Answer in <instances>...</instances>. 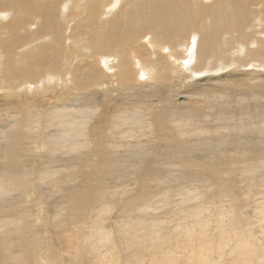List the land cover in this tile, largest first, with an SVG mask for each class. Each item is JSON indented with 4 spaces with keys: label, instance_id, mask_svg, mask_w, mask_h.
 Returning a JSON list of instances; mask_svg holds the SVG:
<instances>
[{
    "label": "bare ground",
    "instance_id": "bare-ground-1",
    "mask_svg": "<svg viewBox=\"0 0 264 264\" xmlns=\"http://www.w3.org/2000/svg\"><path fill=\"white\" fill-rule=\"evenodd\" d=\"M0 264H264V0H0Z\"/></svg>",
    "mask_w": 264,
    "mask_h": 264
},
{
    "label": "rangeland",
    "instance_id": "rangeland-1",
    "mask_svg": "<svg viewBox=\"0 0 264 264\" xmlns=\"http://www.w3.org/2000/svg\"><path fill=\"white\" fill-rule=\"evenodd\" d=\"M67 17V16H66ZM66 47L68 48L69 47V42H68V40L66 41ZM116 61H117V57H116V59H115ZM230 67V66H229ZM241 67H243V66H241ZM226 69V68H225ZM116 70H114V72H115ZM216 71H217V69H215V75H216ZM226 71H228V69H226L224 72H226ZM217 74H221V72H219V73H217ZM112 83H114V82H112L111 81V85H112ZM111 88H113V89H115V85H112V86H110ZM49 91L47 92V93H45L44 91H43V88H40V92H38V91H30L29 93L28 92H26V91H24L23 92V95H21V99L20 100H23L24 101V99H26L27 97H34L36 100H38V101H43L42 103H46V102H49L50 104H52L53 102H54V104L57 102V97L54 95V94H56V91H54L53 89H48ZM111 92H113V95H112V98L115 96L114 95V90H111ZM32 93V94H31ZM24 94H26V95H24ZM29 95V96H28ZM6 99H8L7 101H6V103L8 102H15L16 100H14L13 98H10V96L8 95V97L6 98ZM151 99H153V98H151ZM56 100V101H55ZM115 101V100H114ZM98 113H100V110L98 111ZM150 133H151V131H150ZM152 134V133H151ZM150 137L151 138H153L151 135H150ZM235 179V178H234ZM230 183H234V184H236V181L235 180H233V181H231ZM122 199H123V196L121 197V200H120V204H121V202H122ZM219 199H220V197H208V199H205V201H209V202H211V204H213V205H215L214 204V201H218L219 203H220V201H219ZM248 202H250V205H252V206H254V202L253 201H248ZM113 204H115L114 202H113ZM221 204V203H220ZM120 207V205L119 204H115V208H113V212H112V220L113 219H115V220H123L124 218H125V216H123L122 217V215L121 214H119L118 213V211H117V208H119ZM122 217V218H121ZM115 220H113L114 222H115ZM70 228H71V230H72V232L74 231V227L73 226H70ZM76 233V232H75ZM75 233H73V235H72V239L74 240V242H75V244L73 245V246H78L79 244H81V243H87V241H86V239L84 238V237H82L81 239H79V236H77ZM84 234V233H83ZM64 242H66V240H64L60 245L63 247V248H67V249H69L70 250V248H68V247H66V245H64ZM51 243H54V241L52 240L51 241ZM88 244V243H87ZM52 245V251L54 250V246H53V244H51ZM68 245V244H67ZM118 249H120V248H122L121 246H118L117 247ZM52 251H51V253L50 254H52ZM120 251V250H119ZM122 251H123V248H122ZM52 259H53V257H52ZM70 260V257L67 259V262ZM115 260H118V261H121V258H119V259H115Z\"/></svg>",
    "mask_w": 264,
    "mask_h": 264
}]
</instances>
